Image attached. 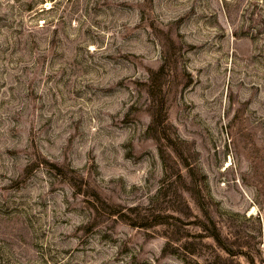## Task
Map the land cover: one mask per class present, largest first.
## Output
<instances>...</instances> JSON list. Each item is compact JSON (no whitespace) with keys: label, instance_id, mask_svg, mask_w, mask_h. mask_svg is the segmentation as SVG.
Wrapping results in <instances>:
<instances>
[{"label":"rangeland","instance_id":"1","mask_svg":"<svg viewBox=\"0 0 264 264\" xmlns=\"http://www.w3.org/2000/svg\"><path fill=\"white\" fill-rule=\"evenodd\" d=\"M0 264H264V0H0Z\"/></svg>","mask_w":264,"mask_h":264},{"label":"trees","instance_id":"2","mask_svg":"<svg viewBox=\"0 0 264 264\" xmlns=\"http://www.w3.org/2000/svg\"><path fill=\"white\" fill-rule=\"evenodd\" d=\"M153 79H155V81H157V80H158V77H155V78H153ZM159 81H160V79H159ZM160 87H161V86H160ZM160 87H159V88H160ZM150 94H153L152 90L150 91ZM154 123H157L156 119H154L153 124H154ZM157 218H158L157 216H152L150 220H152V222H155V223H156V219H157ZM157 224L160 225V223H157Z\"/></svg>","mask_w":264,"mask_h":264}]
</instances>
